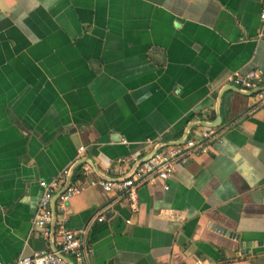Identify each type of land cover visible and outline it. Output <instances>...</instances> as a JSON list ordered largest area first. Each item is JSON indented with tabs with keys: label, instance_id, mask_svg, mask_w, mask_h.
<instances>
[{
	"label": "crops",
	"instance_id": "1",
	"mask_svg": "<svg viewBox=\"0 0 264 264\" xmlns=\"http://www.w3.org/2000/svg\"><path fill=\"white\" fill-rule=\"evenodd\" d=\"M260 13L261 0H0V262L51 250L33 228L39 183L84 147L91 174L65 225L85 232L89 264H264V108L229 82L264 71ZM190 124L220 142L168 190L141 186L137 212L90 185Z\"/></svg>",
	"mask_w": 264,
	"mask_h": 264
},
{
	"label": "built area",
	"instance_id": "2",
	"mask_svg": "<svg viewBox=\"0 0 264 264\" xmlns=\"http://www.w3.org/2000/svg\"><path fill=\"white\" fill-rule=\"evenodd\" d=\"M260 19L264 21V0H261ZM229 82L243 93H254L252 97L264 108V71L252 70L245 74L236 72ZM220 140L221 136L216 128L198 127L188 131L185 140L176 145L146 141L145 144L154 151L152 154H148L144 159L141 158L142 160L137 158L121 159L118 161V168L114 170L117 174L116 177L111 176L108 170L105 173L106 180L100 179L96 183L90 181V185H97L105 194L125 200L130 210L137 212L138 189L141 186L162 183L163 189L168 190L166 182L179 168L186 167L191 162L210 155L212 146ZM84 153L85 148H79L76 161L83 159ZM69 173V168H66L51 182L39 183L43 192L38 202L33 227L45 242L51 241L53 222L51 202L54 196L60 193L55 206L54 245L56 251H40L31 257L19 259L15 264H89L87 257L91 255V251L84 242L85 232L67 229L65 214L70 201L84 189L79 181L80 178L87 179L91 170L84 165L73 176V182L65 188ZM79 174L80 176L75 182L74 178ZM103 221V216L97 218V222ZM0 264L3 263L0 262Z\"/></svg>",
	"mask_w": 264,
	"mask_h": 264
},
{
	"label": "water",
	"instance_id": "3",
	"mask_svg": "<svg viewBox=\"0 0 264 264\" xmlns=\"http://www.w3.org/2000/svg\"><path fill=\"white\" fill-rule=\"evenodd\" d=\"M236 89V88H235ZM237 91H239L238 89H236ZM230 90L229 89H227V90H224V92L223 93H226V92H229ZM240 93H242L244 96H246V97H252L253 95H254V93H251V94H246V93H243V92H241L240 91ZM191 125L192 124H190L189 125V127L186 129V131H185V135L181 138V139H179V140H177V141H174V142H171V143H164L165 145H176V144H179V143H181L183 140H185V138H186V135H187V132L188 131H190L191 129H193V127H191ZM198 126H200V127H204V126H201V125H198ZM206 127V126H205ZM207 128H214V127H210V126H208ZM162 143V142H161ZM154 151H152L150 154H152ZM148 156V155H147ZM147 156H145L144 158H146ZM144 158H142V159H144ZM141 159V160H142ZM121 160V159H120ZM119 161V160H118ZM118 161H116V169L118 168ZM85 165V162L83 161V159H81L80 161H74L72 164H70L69 166H67L66 168H69V170H70V173H69V177H68V180H67V183H66V186H65V188L66 187H68L72 182H73V176L75 175V173L77 172V171H80L81 169H82V167ZM65 168V169H66ZM109 170V174L111 175V172H112V170H110V169H107L106 171H108ZM80 176V174L79 175H77L75 178H74V181L76 182L77 180H78V177ZM112 176V175H111ZM82 178V177H81ZM100 179H105L106 180V178H105V176H102V177H100ZM52 181V180H51ZM50 181V182H51ZM46 183H49V182H46ZM41 188V187H40ZM42 189V188H41ZM42 192H43V190H42ZM104 193V192H103ZM60 194V193H59ZM59 194L57 193L55 196H54V198H53V200H52V202H51V208H52V212H53V222H52V234H51V241H49L48 243L50 244V246H51V251H53V252H55L56 251V247H55V245H54V235H55V224H56V213H55V206H56V200H57V198H58V196H59ZM105 194V193H104ZM107 195V194H106ZM40 200V199H39ZM71 202V201H70ZM34 228V227H33ZM34 231L38 234V232L36 231V229L34 228ZM39 235V234H38ZM45 242V241H44ZM44 251V250H43ZM23 258H25V257H23ZM22 259V258H21ZM15 264V263H14ZM73 264V263H72Z\"/></svg>",
	"mask_w": 264,
	"mask_h": 264
}]
</instances>
